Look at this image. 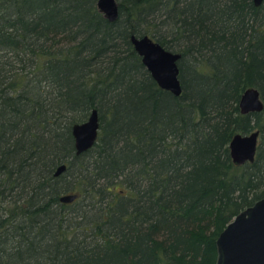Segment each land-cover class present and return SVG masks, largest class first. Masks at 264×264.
Listing matches in <instances>:
<instances>
[{
	"label": "trees",
	"instance_id": "1",
	"mask_svg": "<svg viewBox=\"0 0 264 264\" xmlns=\"http://www.w3.org/2000/svg\"><path fill=\"white\" fill-rule=\"evenodd\" d=\"M117 1L109 21L96 0H0V264H214L220 230L264 196V107H238L249 86L264 99V0ZM131 34L180 52V95ZM254 129V160L233 163Z\"/></svg>",
	"mask_w": 264,
	"mask_h": 264
},
{
	"label": "water",
	"instance_id": "2",
	"mask_svg": "<svg viewBox=\"0 0 264 264\" xmlns=\"http://www.w3.org/2000/svg\"><path fill=\"white\" fill-rule=\"evenodd\" d=\"M263 0H253L258 6ZM97 9L109 21L119 15L117 0H96ZM133 49L140 56L142 64L149 71L157 85L178 96L181 93L178 60L180 52L162 46L150 35H130ZM238 107L242 114L259 112L264 107L260 91L253 86L246 87L239 98ZM99 131L98 111L91 108L87 117L71 126L75 153L80 154L93 146ZM259 130L248 133L236 132L229 141V154L235 164L253 161L257 149ZM66 169L59 164L54 175ZM76 193L59 196L62 202H71ZM214 264H264V196L238 211L220 230L215 240Z\"/></svg>",
	"mask_w": 264,
	"mask_h": 264
},
{
	"label": "rangeland",
	"instance_id": "3",
	"mask_svg": "<svg viewBox=\"0 0 264 264\" xmlns=\"http://www.w3.org/2000/svg\"><path fill=\"white\" fill-rule=\"evenodd\" d=\"M261 99H262V101L264 102V99H263L262 97H261ZM259 141H260V134H259V136H258L257 146H258Z\"/></svg>",
	"mask_w": 264,
	"mask_h": 264
},
{
	"label": "flooded vegetation",
	"instance_id": "4",
	"mask_svg": "<svg viewBox=\"0 0 264 264\" xmlns=\"http://www.w3.org/2000/svg\"><path fill=\"white\" fill-rule=\"evenodd\" d=\"M259 6V5H258ZM130 37V36H129ZM130 39V38H129Z\"/></svg>",
	"mask_w": 264,
	"mask_h": 264
},
{
	"label": "bare ground",
	"instance_id": "5",
	"mask_svg": "<svg viewBox=\"0 0 264 264\" xmlns=\"http://www.w3.org/2000/svg\"><path fill=\"white\" fill-rule=\"evenodd\" d=\"M119 9V8H118ZM101 119V118H100Z\"/></svg>",
	"mask_w": 264,
	"mask_h": 264
}]
</instances>
